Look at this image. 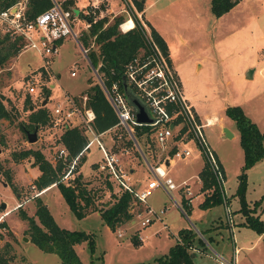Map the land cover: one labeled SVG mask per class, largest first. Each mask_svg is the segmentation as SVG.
I'll list each match as a JSON object with an SVG mask.
<instances>
[{
  "label": "rangeland",
  "instance_id": "rangeland-1",
  "mask_svg": "<svg viewBox=\"0 0 264 264\" xmlns=\"http://www.w3.org/2000/svg\"><path fill=\"white\" fill-rule=\"evenodd\" d=\"M144 5H147L144 16L158 25L167 40L170 51L167 54L168 61L177 73L184 94L199 116L203 117L211 112L220 116L221 123H226L223 107L227 104H238L258 127L264 129V0H239L235 7L217 17L210 11L209 0H145ZM68 6L80 10L81 14L87 10L95 18L106 15L108 22L112 20L113 15H120L123 21L131 13L138 17L136 12H139L133 6L132 0H71ZM83 19L82 16H76L73 21V28L79 31L80 35L87 30ZM78 40L80 41L79 38ZM87 47L96 48L92 37L89 38ZM74 64L75 74L70 75L69 71ZM96 72L80 52L76 40L70 37L62 41L57 53L51 57L43 58L32 49H22L19 46L17 52L0 66V103L7 113V116L0 117V202L5 203L4 207H0V213L8 210V214L1 219L3 225H0V248L5 241L11 244L10 250L15 254L14 264H60L55 253L45 252L29 241L27 221L19 216L18 211L23 209L36 219L33 212L37 189L33 187L32 180L39 174V170L31 164V156L15 159L12 152L16 153L28 147L37 148L54 163L57 159L56 146L61 144L58 136L63 127L53 126L49 119L45 124L31 129L27 126V114L39 106L49 110L51 104L61 97L63 92L85 93L90 84L97 82ZM30 78L35 81L34 92L27 89V80ZM44 98L46 101L42 104ZM23 124H26V129ZM232 124L234 126L233 121ZM218 129L220 130V127L216 122L204 127V133L220 160L222 169L224 168V188L233 216L234 229L231 236L227 229L228 239H223L222 247L214 243L205 244V247L196 244L195 250H192L193 262L218 264L213 251H219L224 258L235 257L236 262L238 258L243 257L244 264H264V239L250 227L237 223L239 218H244L238 209L239 203L234 193L242 163L238 131L236 136L228 137L221 130L218 133ZM33 130L36 139L30 142L26 132ZM83 133L86 134L84 130ZM116 134H120V137L116 138ZM101 138L108 146L113 144L112 149L117 153L122 165H133L135 169L130 178L138 181L137 184L141 183L146 168L134 147H129L123 129L114 127L101 134ZM85 153L83 164L88 160H91V163L82 171L77 169L76 172L79 175L78 184L86 183L87 185H82L90 196V202L84 210L86 215L76 217L60 193L46 195L50 213L57 224L70 229H83L92 234L94 250L91 254L85 241L74 245L82 264H100V261L102 264L152 263L155 257L167 251L178 227L192 228L203 241L205 240L200 233L201 224L209 217L220 215V224L227 228L222 202L204 211L196 208V200L204 194L208 195L210 190L202 187V181L199 182L192 175L189 178L191 192L197 191L199 194L192 196L190 210L186 208L188 205H183L185 214L168 194L157 187L146 201L154 208L165 203L166 210L161 214V219L155 218L137 230L141 235L148 234L143 240L135 241L129 237L135 231V224L132 226L131 219L118 223L115 229L111 230L98 215L99 209L108 205L111 199H108L107 192H104V176L96 168L97 157L100 155L96 143L92 142ZM191 156L192 154L175 158L168 166L167 174L174 182L177 183L190 173L192 165L187 162ZM199 156L194 159V169L201 166L202 159ZM194 173L197 175V171ZM197 183L200 184V189L195 190ZM12 186L16 188L17 194L12 191ZM179 191H173L177 201L180 200ZM199 191L204 192L203 195ZM262 194L264 159L253 169L248 172L246 170L244 197L250 202L246 201L248 207H254L251 213L263 202L264 199L258 205H253V201ZM40 198L45 201L44 196ZM260 215L264 219V210ZM217 219L213 222H217ZM210 225L217 226L213 223ZM117 228L123 235L117 236ZM241 243L252 246L248 249L239 248L236 254H233L235 245Z\"/></svg>",
  "mask_w": 264,
  "mask_h": 264
},
{
  "label": "built area",
  "instance_id": "built-area-1",
  "mask_svg": "<svg viewBox=\"0 0 264 264\" xmlns=\"http://www.w3.org/2000/svg\"><path fill=\"white\" fill-rule=\"evenodd\" d=\"M63 1L50 0V4L46 8L38 11L30 18L25 14L27 0H15L7 6H0V37L6 35L9 40L21 39L20 47L22 49L30 48L43 58L56 54L59 41L70 37L76 40L80 52L86 58L88 47L81 44L78 40L80 33L73 28L75 17L81 16L79 15L80 10L76 9L77 11H75L70 6H64ZM127 6L130 8L128 4ZM136 13L139 18L136 17L144 30L145 43L124 64L122 76H124L128 88L146 106L151 120L149 122L136 121L134 109L117 82L114 80L111 81L109 86H105L103 75L95 68L97 83L111 104L116 121L102 131H95L92 127L94 112L86 102V92L83 94L63 92L62 96L51 104L48 114L53 126H60L64 129L77 125L82 127L86 137L88 136L82 148L73 156L67 157V159L66 148L62 144L56 146L55 157L64 162L60 180L66 184L74 183L80 157L85 154L89 145L95 142L100 152V157L96 162L97 170L114 186L112 191L116 194V197L121 192H127L130 195L127 205V212L130 217L127 220L131 219L132 224L143 227L155 218L161 219V214L166 210L165 205L154 208L146 201L151 190L156 186H160L170 196L173 203L185 214L183 205L191 204L193 196L189 182L187 179H183L175 183L167 175L165 166L168 165L166 161L184 157L195 150L200 155L203 166L208 170L213 180L212 185L207 188L210 192L213 187H216L219 191L221 202L224 205L225 224L231 236L234 223L226 200L228 196L224 188L223 169L204 133V127L216 123L218 116L213 117L211 114L203 117L199 116L185 96L177 73L168 61L167 54L162 52L152 39L149 28L142 20L140 12ZM88 14L89 12L85 10L84 15ZM131 15L132 13L128 17L132 19ZM122 22L121 20L118 23L120 29ZM45 63H47L46 60ZM75 67V64L71 67L70 75L75 74ZM27 82L28 91L34 92V79L30 78ZM143 126L146 129L139 135L144 138V141L146 140L145 144L154 149L155 159L152 161L145 158L139 143L140 139H138V135H135L136 127ZM114 127L123 129L129 141V147H134L149 169L150 178L141 188H135L131 183L128 171L123 167L117 153L112 149L113 144L108 146L101 138V134L110 131ZM119 137L120 134H116V138ZM196 178L199 182L201 181L199 176H196ZM172 190H180L181 199L179 201L174 199L171 193ZM210 192L207 194L209 195ZM37 193L39 192L37 191ZM139 204H141V207H138ZM7 212L8 210H4L0 213V222ZM117 230L118 228L116 229L117 236L123 235L121 231ZM193 250H195V247ZM237 251L238 249L234 247L232 253L236 254ZM213 253L218 264H236L235 257L229 260L219 252L213 251Z\"/></svg>",
  "mask_w": 264,
  "mask_h": 264
},
{
  "label": "trees",
  "instance_id": "trees-1",
  "mask_svg": "<svg viewBox=\"0 0 264 264\" xmlns=\"http://www.w3.org/2000/svg\"><path fill=\"white\" fill-rule=\"evenodd\" d=\"M14 1L0 0V6H7ZM70 1L64 0L63 5H70ZM238 1L210 0L209 8L211 13L217 17L229 10ZM132 3L137 10L142 9V2L140 0H132ZM49 4L50 0H27L25 14L30 18ZM81 16L88 21L87 30L81 33L79 37L81 44L87 46L89 38L92 37V41L96 45L95 49L91 47L87 49L86 55L89 63L94 68L96 67V70L103 75L105 86H109L111 81L115 80L122 90L121 77L123 66L135 54L138 48L144 46L145 43L142 25L134 13L131 15L134 25L125 31H121L118 28V23L122 20L120 15H113L110 22L107 21L106 15L96 18L92 14H81ZM145 23L149 28L152 39L157 43L162 52L168 54L164 39L147 21ZM21 43L22 40L18 38L9 40L6 35L0 37V66L8 57L17 52ZM85 92L87 94L86 102L94 112L93 129L95 131H102L114 124L116 121L115 113L100 85L94 82L88 86ZM224 113L233 121L238 131V143L242 149V163L240 171L237 174V185L234 192L237 195L239 203L238 209L244 217L241 223L250 227L256 233L261 234L264 239V223L257 214L251 213L254 207L249 208L244 197L246 170L264 155V129L260 130L238 104L225 105ZM2 116H7V113L0 103V117ZM27 119V126L34 129L39 124H45L50 118L48 110L44 106H39L36 110L28 112ZM23 126L24 129L27 128L26 124H23ZM145 129L146 127L144 126L140 128L136 127L135 135H138V138H140L139 133ZM86 140L87 137L83 133V128L77 125L64 128L58 136V141L67 150L66 159L76 154L85 144ZM12 154L15 159L26 156L32 157L31 164L35 165L39 170V174L32 180V185L37 191L49 185L56 186L72 213L78 218L84 215V210L90 202L89 193L82 184H78L79 175L75 176L73 184H66L60 180L64 167V162L61 159H56L52 163L39 149L30 147L23 148L16 153L12 152ZM82 159L83 157L81 156L80 161ZM199 175L202 187H210L212 185L213 180L204 166L200 169ZM11 188L17 194L16 188L14 186ZM263 199L264 194L254 200L253 205H258ZM129 200L130 195L127 192H121L113 202L99 209V216L111 230H114L119 222L130 217V214L127 212ZM220 202L219 191L216 187H213L210 194L206 195L198 205L201 208H205ZM18 213L21 218L27 221L29 241L45 252L55 253L59 257L60 264H82L74 249V245L82 241L86 242L89 253L93 252L94 238L92 234L83 229H70L57 224L38 193L34 195L33 213L36 219L32 215L27 214L23 209H19ZM0 225H3V222H0ZM130 237L137 241L135 235ZM204 239L207 243H210L209 237H205ZM205 241L197 236L192 228L181 227L177 230L176 241L168 247L167 251L155 257L152 263L147 262L146 264H194L192 259L194 252L192 250L196 247V244L205 247ZM10 248H12L11 244L5 241L2 248H0V264H14L15 254ZM100 264H102V261H100Z\"/></svg>",
  "mask_w": 264,
  "mask_h": 264
},
{
  "label": "crops",
  "instance_id": "crops-1",
  "mask_svg": "<svg viewBox=\"0 0 264 264\" xmlns=\"http://www.w3.org/2000/svg\"><path fill=\"white\" fill-rule=\"evenodd\" d=\"M142 2H143V6H142V9L141 10H139V12H140V15H141V18H142V20L144 21V22H148L161 36H162V38L164 39V41H165V43H166V46H167V50H168V54L170 53V51H169V48H168V43H167V40H166V38H165V36H164V34L161 32V29L158 27V25L156 24V23H154L150 18H148V17H146V16H144V11H145V9H146V6L147 5H144V1L145 0H141ZM209 2H210V0H209ZM236 5V4H235ZM235 5H233L234 7H235ZM232 6V7H233ZM231 7V8H232ZM230 8V9H231ZM229 9V10H230ZM228 11V10H227ZM226 11V12H227ZM226 12H224V13H226ZM223 13V14H224ZM222 15V14H221ZM220 16V15H219ZM84 23L87 25V23H88V21L86 20V19H84ZM66 38H68V37H66ZM66 38H64V39H66ZM64 39H62V40H60L59 41V43H58V47H59V45L60 44H62V41L64 40ZM185 96H186V94H185ZM192 104V103H191ZM193 105V104H192ZM194 107V106H193ZM225 107V106H224ZM224 107H223V112H224ZM196 112L198 113V111L196 110ZM210 114H213V113H211V112H209V113H206V114H204V116H208V115H210ZM216 115V114H215ZM223 116H225L226 117V123H221V120H218L217 121V123H218V127H220V130L222 129V127L223 126H225V127H227L230 131H231V137H234V136H236L237 135V129L235 128V126H233V124H232V120L229 118V117H227L226 115H225V113L223 114ZM219 118H220V116H218ZM221 119V118H220ZM216 124V123H215ZM212 125H214V124H212ZM230 125H232L233 127H231ZM258 127V126H257ZM260 130H263V129H261L260 127H258ZM219 129H218V133H219V131H220ZM222 131V130H221ZM138 139H140V146H141V149H142V151H143V153H144V156H145V158L148 160V161H152L153 159H154V154H155V151H154V149H152L150 146H148L147 144H145V142H144V138L141 136L140 138H138ZM192 151H194V150H192ZM241 151H242V149H241ZM192 154V156L188 159V164H190V165H192L191 166V169H190V173L187 175V177L185 176L184 178H182L181 180H183V179H187V181L189 182V178H190V176H200L199 175V171H200V169L202 168V166H203V164H202V162H201V166L198 168V169H194L195 167H194V159H196L198 156H199V154L198 153H193V152H191L189 155H191ZM140 155V154H139ZM189 155H186V156H184V157H188ZM83 157V159L80 161V163H79V166H78V169H79V171H82L83 169H85L86 168V166H88L91 162V160H88L85 164H83V162H84V158L86 157V153L84 154V156H82ZM97 157V156H96ZM99 157H100V155H99ZM99 157H97V158H99ZM140 157H141V160H142V162L144 163V165H145V168H146V173L144 174V177H143V181H141V183H138L137 184V182L138 181H136V180H134V179H131L130 178V175H131V173L133 172V170L135 169L134 167H133V165H129L128 164V166L127 165H124L123 167L128 171V176H129V178H130V181H131V183L133 184V186L135 187V188H141V187H143L144 185H145V183H146V181L150 178V172H149V169L147 168V166H146V164H145V162H144V159L142 158V156L140 155ZM184 157H181V158H184ZM200 157V156H199ZM97 158H96V160H97ZM264 159V155H263V157L261 158V159H259L258 161H256L251 167H249L248 169H247V172H248V170H251V169H253L256 165H258L259 163H261V161ZM174 160V159H173ZM173 160H171V161H166V164H168V165H166L165 166V169H166V171L168 170V166L171 164V162L173 161ZM219 160V159H218ZM202 161V160H201ZM219 162H220V160H219ZM221 164V163H220ZM222 166V165H221ZM224 169V168H223ZM195 171H197V175L194 173ZM168 175V174H167ZM82 179V178H81ZM105 179V178H104ZM136 179V178H135ZM172 179V178H171ZM85 179H83V181H84ZM173 180V179H172ZM180 180V181H181ZM85 181H88V180H85ZM105 182H106V185H103L104 187H105V189H104V192H107V197H108V199H111V201H109V203L108 204H110L111 202H113L114 200H115V198H116V194L112 191L114 188V186H112V184H110V182H108V180H106L105 179ZM179 182V181H178ZM176 183V182H175ZM82 184H86V183H83L82 182ZM87 185V184H86ZM200 184L199 183H197V187L195 188V190H197V189H200V186H199ZM189 186H190V183H189ZM55 186L54 185H49V186H47V187H45V188H43L42 190H40V192L38 193V195H41L42 197L44 196L45 197V201H44V203L47 205V207H48V209H49V205H48V199H47V197H46V195H48V194H50V195H55V194H57V195H59V191H58V189L57 188H54ZM157 187H159L160 188V186H156V187H154L152 190H151V192L154 190V189H156ZM162 189V188H161ZM190 189H192L191 188V186H190ZM173 191L174 190H172L171 191V193H172V195H173ZM179 191V190H178ZM192 191V190H191ZM199 192H201L202 193V191H199ZM179 193V196H180V191L178 192ZM198 192L197 191H195L194 193H193V196L195 195V194H197ZM199 194V193H198ZM202 195H203V193H202ZM40 196V197H41ZM60 196H61V194H60ZM174 196V195H173ZM206 195L204 194L203 195V197L201 196V198H199V199H197L196 200V208L198 207V209H200V210H207V209H210V207H205V208H199L200 206L198 205L199 204V202L200 201H202V199H204V197H205ZM62 197V196H61ZM104 197H106L105 195H104ZM181 199V198H180ZM248 203H250L248 200H246ZM162 205H165L166 206V204L165 203H162V204H160L159 206H162ZM188 206H186V204H184V206H186V208L188 209V210H190L191 208H192V205H190V204H187ZM138 207H141V204H139L138 205ZM184 209V208H183ZM256 209V210H255ZM254 210V213L253 214H257L258 216H259V218H261L262 219V221H263V223H264V219L261 217V211H263L264 210V200H263V202H261V204L258 206V207H256ZM184 211H185V209H184ZM86 214H84L82 217H84ZM99 215V214H98ZM219 217V218H218ZM200 218V217H199ZM218 218V219H217ZM217 219V222H213V221H215ZM219 219H220V215H216L215 217H209V219L208 220H206L203 224H201V230H200V233L203 235V238H205V237H209V238H211L210 239V243L209 244H212V243H214L215 245H218V246H223V244H222V242H223V239L224 238H226V239H228V237H227V228L226 227H224L223 225H222V223L220 224V221H219ZM243 219L244 218H239L238 220H237V223H241L242 221H243ZM210 223H213L214 225H217V226H212V225H210ZM164 225L163 226H165V223H163ZM242 224V223H241ZM134 224H132V226H133ZM219 225V226H218ZM244 225V224H243ZM60 226H62V225H60ZM64 227V226H63ZM184 227H186V226H184ZM179 228H181V227H178L176 230H175V232H176V236H174V240L168 245V247L170 246V245H172L175 241H176V239H177V230L179 229ZM133 229L135 230L134 231V233H132L133 235H135L136 236V238H137V240L138 241H140V240H143L148 234H144V235H141V234H139L138 232H137V230L138 229H140V227L139 226H137V225H134L133 226ZM158 231V230H157ZM171 235H172V233H170ZM170 234L168 235V236H170ZM139 237H138V236ZM261 234H259V236H260ZM130 236H132V235H130ZM129 236V237H130ZM262 237V236H261ZM205 240V239H204ZM204 244H208L206 241H205V243ZM76 245V244H75ZM252 246V244H250V245H244L243 243H241L240 245H238V246H236L235 245V247L237 248V249H241V248H250ZM168 249V248H167ZM219 252V251H218ZM233 252V251H232ZM220 254H222L221 252H219ZM227 259V258H226ZM230 260V259H229ZM235 261H236V258H235ZM244 262V259H243V257L242 258H238V260H237V262H236V264H244L243 263Z\"/></svg>",
  "mask_w": 264,
  "mask_h": 264
},
{
  "label": "water",
  "instance_id": "water-1",
  "mask_svg": "<svg viewBox=\"0 0 264 264\" xmlns=\"http://www.w3.org/2000/svg\"><path fill=\"white\" fill-rule=\"evenodd\" d=\"M75 11H77L75 9ZM86 59L88 60L87 56H86ZM89 62V60H88ZM92 69L95 71V68L91 65ZM121 84H122V90H123V93L124 95L126 96L128 102L131 104V106L133 107L134 109V112H135V119L136 121H139V122H149L151 119L148 115V111L146 109V106L142 103V101L128 88L125 80H124V76L121 77ZM45 98L44 100L42 101V104L45 102ZM222 132L225 136H231V131L223 126L222 127ZM27 134V140L32 142L36 139V134H35V130L29 132L27 131L26 132ZM5 206V203L4 202H0V207H4ZM24 239H26V237L24 236L23 237Z\"/></svg>",
  "mask_w": 264,
  "mask_h": 264
},
{
  "label": "bare ground",
  "instance_id": "bare-ground-1",
  "mask_svg": "<svg viewBox=\"0 0 264 264\" xmlns=\"http://www.w3.org/2000/svg\"><path fill=\"white\" fill-rule=\"evenodd\" d=\"M132 25H133V21H132V19H131L130 17H128L127 19H125V20L121 23L120 27H121V29L126 30V29L130 28ZM211 116L214 117V116H216V115H215V114H211ZM217 119L220 120L219 117H218ZM6 214H8V212H7ZM6 214H5V215H6Z\"/></svg>",
  "mask_w": 264,
  "mask_h": 264
}]
</instances>
